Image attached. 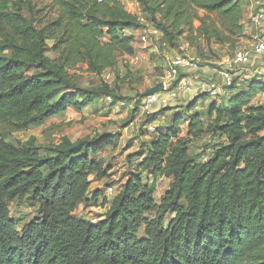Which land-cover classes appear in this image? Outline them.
Masks as SVG:
<instances>
[{
  "label": "trees",
  "instance_id": "obj_1",
  "mask_svg": "<svg viewBox=\"0 0 264 264\" xmlns=\"http://www.w3.org/2000/svg\"><path fill=\"white\" fill-rule=\"evenodd\" d=\"M42 1L55 16L40 29L13 11L23 0H0V264H264V104L253 102L264 83L233 86L206 118L188 106L185 135L176 112L133 156L140 162L117 194L90 196L93 180L108 176L101 153L113 137L64 138L43 153L34 139L18 145L5 134L114 99L108 86L79 87L69 71L86 65L101 74L120 55L135 56L133 33L143 26L122 0ZM135 1L167 41L185 29L208 44L235 46L243 35V0ZM208 133L216 142L198 161L190 145ZM144 173L171 179L159 203ZM15 201L36 202L37 218L22 232L10 213ZM99 201L100 219L76 214Z\"/></svg>",
  "mask_w": 264,
  "mask_h": 264
},
{
  "label": "rangeland",
  "instance_id": "obj_2",
  "mask_svg": "<svg viewBox=\"0 0 264 264\" xmlns=\"http://www.w3.org/2000/svg\"><path fill=\"white\" fill-rule=\"evenodd\" d=\"M245 6V16L243 20L244 30L242 37L236 38L234 45H220L212 42L208 44L196 34H190L189 29H185L182 36H176L167 41L164 33L151 21L150 16L145 13L143 7L135 0H122L125 9L140 20L143 27L134 31L136 55H120L118 64L100 73H91L86 65H79L77 69L69 71V77L81 88L93 90L108 86L115 95L114 102L109 103L107 99L101 98L92 106L86 107L83 111H76L70 108L61 116L46 121L43 125L32 127L27 131L6 132V139L14 144H23L32 139L35 145L40 147L43 153H47L51 148L59 145L64 138L72 142L80 140L91 141L93 138L102 135L113 137L114 144L107 146L101 153L106 161L108 176L104 180H93L91 193L101 189L105 196L108 188H114V195L127 182L131 174L135 172V167L140 160L133 158L138 154L141 147L154 137L155 132H148L146 126L153 128L170 124L176 112L183 117L182 132L185 135L189 116L188 106H193V113L199 112L206 118V114L214 99H199L194 96L182 97L170 112L156 115H145L136 111L141 102L142 95L161 83L165 71L172 60L178 57H191L201 60V66L210 72L220 68V64L228 58H232L237 49H251L255 43L264 40V23L262 25L252 22V16L256 13L253 4L256 0H243ZM258 10H264V0H259ZM13 10V7H10ZM252 8V9H251ZM14 12H19L29 22L37 28H44L51 18L55 16L54 10L49 3L42 0H23L18 3ZM200 16L206 13L199 11ZM211 18L218 20L217 17ZM195 28L200 26L196 21ZM129 35L130 31L124 32ZM146 36L147 40L143 41ZM163 46V51L158 47ZM264 67V56L254 60L249 66V71H242V76L250 75L256 68ZM192 76L191 74H189ZM187 75V76H189ZM184 76V75H183ZM194 76V75H193ZM192 76V77H193ZM201 78H205L203 75ZM239 84V85H238ZM237 86H241L238 83ZM240 92H248L247 86H243ZM235 91L231 93L233 95ZM199 99V101H198ZM225 99L217 100L223 102ZM126 102V106H117L118 103ZM194 102L197 104L194 105ZM255 104H264V94H258ZM161 110V109H160ZM159 112V113H158ZM154 119V120H153ZM264 135V132L262 133ZM212 135L209 133L199 140H195L190 145V153L198 161H206L210 153V148L214 145ZM143 180L156 187L155 199L159 203L164 192L169 188L171 179L160 178L154 180L152 177L143 174ZM12 219L16 221L17 228L22 232L24 226L37 218L36 202L15 201L9 204ZM102 202L90 207L81 206L76 212L78 216L86 217L89 220L100 219L104 213ZM140 236H144L143 229Z\"/></svg>",
  "mask_w": 264,
  "mask_h": 264
},
{
  "label": "built area",
  "instance_id": "obj_3",
  "mask_svg": "<svg viewBox=\"0 0 264 264\" xmlns=\"http://www.w3.org/2000/svg\"><path fill=\"white\" fill-rule=\"evenodd\" d=\"M260 1L256 0L253 9L256 7V13L252 16V22L262 25L264 23V10L259 8ZM146 36L143 41H146ZM264 56V41L253 45L251 49L241 48L234 52L232 58L226 59L220 64V68L215 70L217 79L193 78L190 73H198L203 67L201 60L191 57H178L171 61L168 69L164 73L161 83L164 84L163 89L153 95L142 98L138 105V112L145 115L156 113L160 109L167 107H175L176 103L184 96H206L207 98L224 99L231 93V88L237 86L238 83H244L251 79H258L264 83V69H255L250 75L242 76V71H249V66L253 65L254 60ZM184 75V76H183ZM189 75V76H187ZM239 85V84H238ZM109 103H113L114 99L110 96L106 97ZM126 102L118 103L117 106H126ZM148 132H156V128L151 125L146 126ZM114 196V188L109 187L107 198Z\"/></svg>",
  "mask_w": 264,
  "mask_h": 264
},
{
  "label": "crops",
  "instance_id": "obj_4",
  "mask_svg": "<svg viewBox=\"0 0 264 264\" xmlns=\"http://www.w3.org/2000/svg\"><path fill=\"white\" fill-rule=\"evenodd\" d=\"M253 8V7H252ZM251 8V9H252ZM261 41H264V40H261ZM261 41H259V42H261ZM255 44H257V43H255ZM254 44V45H255ZM260 58H262V57H260ZM259 58V59H260ZM258 59V58H257ZM256 69H264V67L263 68H256ZM192 76H193V78H201V76L203 75L205 78L204 79H211V78H216L217 79V81H220V78H219V76L218 75H216V73H215V71H209L207 68H203L200 72H198V73H190ZM203 79V78H202ZM168 113V112H167Z\"/></svg>",
  "mask_w": 264,
  "mask_h": 264
},
{
  "label": "water",
  "instance_id": "obj_5",
  "mask_svg": "<svg viewBox=\"0 0 264 264\" xmlns=\"http://www.w3.org/2000/svg\"><path fill=\"white\" fill-rule=\"evenodd\" d=\"M164 87L163 83H159L158 85H156L154 88L146 91L143 95L142 98L148 97L150 95L156 94L158 92H160Z\"/></svg>",
  "mask_w": 264,
  "mask_h": 264
}]
</instances>
